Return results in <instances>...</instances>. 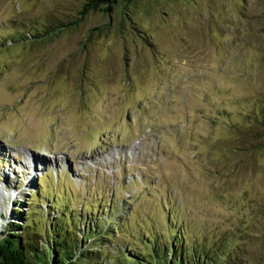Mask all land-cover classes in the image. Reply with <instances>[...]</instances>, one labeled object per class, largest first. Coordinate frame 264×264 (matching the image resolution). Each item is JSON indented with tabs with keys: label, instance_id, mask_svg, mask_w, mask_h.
<instances>
[{
	"label": "rangeland",
	"instance_id": "rangeland-1",
	"mask_svg": "<svg viewBox=\"0 0 264 264\" xmlns=\"http://www.w3.org/2000/svg\"><path fill=\"white\" fill-rule=\"evenodd\" d=\"M86 1L0 0V233L18 209L27 242L62 218L77 264H264V136L244 132L264 0H143L21 40Z\"/></svg>",
	"mask_w": 264,
	"mask_h": 264
},
{
	"label": "trees",
	"instance_id": "trees-1",
	"mask_svg": "<svg viewBox=\"0 0 264 264\" xmlns=\"http://www.w3.org/2000/svg\"><path fill=\"white\" fill-rule=\"evenodd\" d=\"M142 1L143 0H87L79 10V16L76 20L63 23L60 22L57 25L46 27L43 32H39L38 34L28 32L26 35L22 36L21 40H30V38H33L36 41L50 39L56 36L62 30L70 29L76 26L78 21L81 20L82 16L86 15L90 10H101L107 13L109 16L111 14H116L120 19L126 18L129 20L131 18L130 11L132 8L134 6H138ZM10 39L11 41H15L14 37ZM247 117L248 119L246 120L248 125L247 129L244 130L245 135H247L251 140H259L262 138V136H264V103L257 107L253 112L248 113ZM14 211V219L7 222L5 230L2 231V234L0 233V264H77V261L74 260V257L78 260L80 259L77 257V255L81 254V246L84 242L81 240L79 242H74V240H71L73 237L70 236H74L75 233L71 231L70 235H68L67 228L59 223L62 221V218L59 222H57L58 225L52 226L51 223H48L47 227H43V229L40 231L36 230L38 233L36 231H31L32 237H30V242H27L25 239H23V237L28 236L23 229L25 227L19 223V220L22 221L24 218L26 219V216L24 217V213L21 210L15 209ZM64 215H66V213ZM57 220L58 219L53 221V224ZM24 224L25 226L28 225L27 221ZM29 226L30 225H28V227ZM169 227L170 229L173 228L170 226V222ZM94 229H96L95 225L92 227L88 226L86 231L89 230L90 232H93ZM104 234L105 235L103 236H105L104 238L106 241L111 240L108 236H111L112 238L118 237L117 231H113L111 228L108 229V231ZM179 236L181 235L179 234L178 237ZM42 237L45 238L44 247L42 248L41 246V250L38 251V241L41 240ZM91 238H93L92 241H100L98 239L99 237ZM101 246H105V243H102L96 247ZM177 247L175 249H177ZM178 248L182 249L180 245ZM86 255H88V252ZM141 256H143V254ZM146 256H151V258L144 262L140 260V255L122 258L125 263L129 262V264H151V261L153 264H157L155 261H153L156 255H149L148 252ZM112 262H114V264L124 263L122 260L118 261L116 259H114ZM176 263L179 264V262ZM160 264H163V261ZM173 264L175 263L173 262Z\"/></svg>",
	"mask_w": 264,
	"mask_h": 264
}]
</instances>
